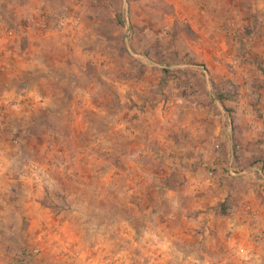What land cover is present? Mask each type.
I'll use <instances>...</instances> for the list:
<instances>
[{
  "label": "rangeland",
  "instance_id": "374dc122",
  "mask_svg": "<svg viewBox=\"0 0 264 264\" xmlns=\"http://www.w3.org/2000/svg\"><path fill=\"white\" fill-rule=\"evenodd\" d=\"M24 28L0 264H264L231 239L264 159V0H0V38Z\"/></svg>",
  "mask_w": 264,
  "mask_h": 264
},
{
  "label": "crops",
  "instance_id": "0c3cea01",
  "mask_svg": "<svg viewBox=\"0 0 264 264\" xmlns=\"http://www.w3.org/2000/svg\"><path fill=\"white\" fill-rule=\"evenodd\" d=\"M30 29L32 28H24V31H20L19 36H14V33L11 38H0V77L3 80L4 86H10L12 82L19 80L22 73L17 69L21 66L20 63H22V60L28 59V57H24V52H17L13 48L10 49L8 45L11 41L9 40L19 38H23V40L24 38L27 39L34 32ZM2 34L4 32L0 30V35ZM47 35V31L41 30L36 32L35 37L44 38ZM31 62L32 59H28L27 64L25 62L23 65H28V63L29 65H33ZM7 80H10V82ZM17 98L16 95L0 97V99L16 101L17 106L15 110H18L20 106L19 99ZM0 125H2L1 122ZM262 160L254 163L250 169L252 170L251 172H256L259 176L255 177L251 175L253 174L251 172L247 175L255 178V181L250 180L251 183L249 185H243L239 191L234 193L239 196L243 193L242 196L245 197L237 204L238 211H240L239 214L231 219V239L238 243L237 248H243L245 250L247 258L259 257L264 259V159ZM257 168H260V173L257 172Z\"/></svg>",
  "mask_w": 264,
  "mask_h": 264
},
{
  "label": "built area",
  "instance_id": "2783aa9c",
  "mask_svg": "<svg viewBox=\"0 0 264 264\" xmlns=\"http://www.w3.org/2000/svg\"><path fill=\"white\" fill-rule=\"evenodd\" d=\"M42 28H45L44 25H41ZM13 31H6V35L9 36V37H13ZM235 62H233L234 64ZM16 101H8L6 99H0V114L4 113L5 111H7V109H16ZM13 109V110H14ZM258 169V173L260 168H257ZM256 171V170H255ZM227 174H229L230 176H234L235 175V172L232 170V169H228L227 170ZM207 176L209 178H211L213 176V173L212 171L208 172ZM235 256H240V257H244L245 259L247 258L246 257V252L243 248H236L235 251H234V257ZM248 259V258H247Z\"/></svg>",
  "mask_w": 264,
  "mask_h": 264
}]
</instances>
